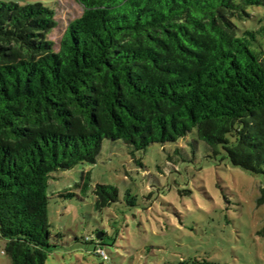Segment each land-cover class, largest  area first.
<instances>
[{
    "label": "trees",
    "instance_id": "1",
    "mask_svg": "<svg viewBox=\"0 0 264 264\" xmlns=\"http://www.w3.org/2000/svg\"><path fill=\"white\" fill-rule=\"evenodd\" d=\"M76 1L82 13L56 46L54 5L0 0V239L11 264H46L51 173L95 163L105 139L139 151L194 131L264 180V0ZM78 186L97 210L118 200L89 172ZM99 233L85 238L97 255Z\"/></svg>",
    "mask_w": 264,
    "mask_h": 264
},
{
    "label": "rangeland",
    "instance_id": "2",
    "mask_svg": "<svg viewBox=\"0 0 264 264\" xmlns=\"http://www.w3.org/2000/svg\"><path fill=\"white\" fill-rule=\"evenodd\" d=\"M4 1L54 5L58 24L49 38L56 46L82 13L76 0ZM257 9L264 14V6ZM257 40L264 50V37ZM222 154L213 155L194 131L139 151L105 139L95 163L53 171L47 187L53 246L46 264H264L263 177ZM83 172L90 173L91 186H116L118 200L95 209L92 188L78 186ZM97 231L104 233L98 236L107 259L85 241ZM4 244L1 238L0 264H11Z\"/></svg>",
    "mask_w": 264,
    "mask_h": 264
},
{
    "label": "built area",
    "instance_id": "3",
    "mask_svg": "<svg viewBox=\"0 0 264 264\" xmlns=\"http://www.w3.org/2000/svg\"><path fill=\"white\" fill-rule=\"evenodd\" d=\"M3 252V251H2ZM97 252L99 253V255L103 258V259H106L107 258V255L105 253L104 250L102 249H98Z\"/></svg>",
    "mask_w": 264,
    "mask_h": 264
}]
</instances>
